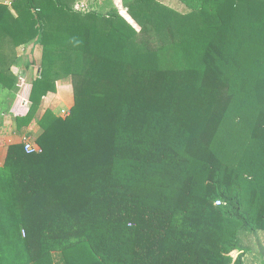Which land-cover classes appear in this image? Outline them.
Segmentation results:
<instances>
[{
  "label": "trees",
  "instance_id": "1",
  "mask_svg": "<svg viewBox=\"0 0 264 264\" xmlns=\"http://www.w3.org/2000/svg\"><path fill=\"white\" fill-rule=\"evenodd\" d=\"M83 1L0 2V264H264V0Z\"/></svg>",
  "mask_w": 264,
  "mask_h": 264
},
{
  "label": "rangeland",
  "instance_id": "2",
  "mask_svg": "<svg viewBox=\"0 0 264 264\" xmlns=\"http://www.w3.org/2000/svg\"><path fill=\"white\" fill-rule=\"evenodd\" d=\"M113 1V3L116 5V7L119 9V12H120V14H121V12H122V10H124L123 8H122V6H121V0H119V2H120V7L117 5V3H116V1L115 0H112ZM161 3H163L164 5H166V6H169V7H171L172 9H174V10H177V11H179V12H184V11H186V8L184 7V5H182L178 0H159ZM95 4H96V2L94 1V0H85V1H83V2H80L79 4H77V6H75L76 8L75 9H79V10H83V11H85L86 9H87V7H88V9H91V8H96V6H95ZM92 6V7H91ZM125 11V10H124ZM136 27V26H135ZM137 28V27H136ZM28 52L29 53H27L28 55H29V62H30V64H32V62L34 61V54L33 55H30V47L28 48ZM23 61H24V59H23ZM24 70V69H23ZM37 71H38V67L37 66H35L34 64L31 66V70L30 71H25V73H24V78H25V80L23 79H21V81L23 82V85H22V87H21V93L20 94H22V93H26V90H27V86L31 83V80L37 75ZM14 72H15V74H17V76H20L21 74H22V72H18V71H16V70H14ZM21 73V74H20ZM30 82V83H29ZM63 86L65 87L63 90L64 91H66V90H68L69 91V89L71 88V82H70V80L68 79V80H64L63 81ZM19 99H21L20 97H19ZM51 100V101H50ZM17 101L18 100H16V98L14 99V102H13V105H17ZM43 101V100H42ZM45 104H46V106L47 107H52L51 109H52V111L56 114V115H60L61 114V111H63V110H66L65 109V105L64 104H62L61 102H58V100H57V98L56 97H51L49 100H45ZM51 102H53V105L51 104ZM59 103V104H58ZM11 105V104H10ZM52 105V106H51ZM21 106H22V103H21ZM16 109V108H15ZM19 110H27L24 106H22V108L21 109H19ZM31 136V135H30ZM27 137V136H26ZM29 137V136H28ZM24 138V137H23ZM30 138H32L33 139V136H31ZM22 139V138H21ZM32 142H33V140H31ZM251 240H254V238H252ZM231 257L233 258V260H235L236 259V257L239 255V253L238 252H232L231 254ZM264 260V259H263ZM243 261H244V264H261V262H260V258L258 257V255L256 254V253H254V254H247L246 256H245V258L243 259Z\"/></svg>",
  "mask_w": 264,
  "mask_h": 264
},
{
  "label": "crops",
  "instance_id": "3",
  "mask_svg": "<svg viewBox=\"0 0 264 264\" xmlns=\"http://www.w3.org/2000/svg\"><path fill=\"white\" fill-rule=\"evenodd\" d=\"M0 2L8 4V0H0ZM14 70H16L18 72H22V74L20 73L21 74L20 76H17V83H19V84L23 83L21 81V79L25 80V78H26V77L25 78L23 77L24 73H25V71L23 70V67H18V68H15ZM64 80H68V79H62V80H59L57 82V91H56V93H48L44 97L42 105H41L40 113L43 112V110L46 109V108L51 109L53 107L52 106L53 102H51V104H52L51 106L52 107H47L46 104H45L46 103L45 100L46 101L49 100L52 96L56 97L58 102H61L62 104H64L65 105V109L69 108V103H68L69 99H70V92L69 91H70L71 88L69 89V91L68 90H66V91L63 90L65 88L63 86V84H62ZM27 87H28L27 89H29V85ZM16 100H18L17 101V105H13L12 112L14 114H16V115L22 114L24 111L23 110H19V109L22 108L21 103H22L23 99L16 98ZM11 124H12V118H11L10 115H7L3 126L0 128V167L4 163L7 147L9 145H11V144H16V143H20L21 142V138L22 137L12 133ZM37 131H38V126H36V125L32 128V130H30L31 134H35Z\"/></svg>",
  "mask_w": 264,
  "mask_h": 264
},
{
  "label": "built area",
  "instance_id": "4",
  "mask_svg": "<svg viewBox=\"0 0 264 264\" xmlns=\"http://www.w3.org/2000/svg\"><path fill=\"white\" fill-rule=\"evenodd\" d=\"M76 8V7H75ZM22 106H24L26 109H28L29 108V106H30V104H29V102L27 101V100H22ZM62 117H66V116H68V111H66V110H63V111H61V114H60ZM21 143L23 144V147H24V150H25V152H27V153H33V152H40L41 150H40V147L39 146H37V145H35L32 141H31V138H30V136L28 137H24V138H22L21 139ZM216 206H218V205H220L221 204V202L220 201H216L215 203H214Z\"/></svg>",
  "mask_w": 264,
  "mask_h": 264
}]
</instances>
